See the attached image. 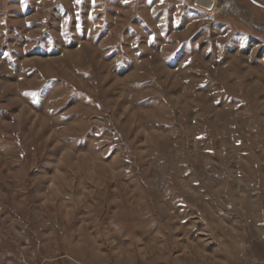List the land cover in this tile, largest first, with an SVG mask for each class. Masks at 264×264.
<instances>
[{
    "label": "rangeland",
    "instance_id": "obj_1",
    "mask_svg": "<svg viewBox=\"0 0 264 264\" xmlns=\"http://www.w3.org/2000/svg\"><path fill=\"white\" fill-rule=\"evenodd\" d=\"M0 264H264V0H0Z\"/></svg>",
    "mask_w": 264,
    "mask_h": 264
},
{
    "label": "bare ground",
    "instance_id": "obj_2",
    "mask_svg": "<svg viewBox=\"0 0 264 264\" xmlns=\"http://www.w3.org/2000/svg\"><path fill=\"white\" fill-rule=\"evenodd\" d=\"M208 1V0H207ZM204 4V3H203ZM202 6V5H201ZM205 8L207 9H211L212 5L210 4V2H207V5H205ZM214 8V7H213ZM212 10V9H211ZM214 10V9H213Z\"/></svg>",
    "mask_w": 264,
    "mask_h": 264
},
{
    "label": "snow or ice",
    "instance_id": "obj_3",
    "mask_svg": "<svg viewBox=\"0 0 264 264\" xmlns=\"http://www.w3.org/2000/svg\"><path fill=\"white\" fill-rule=\"evenodd\" d=\"M77 2H79V0H77Z\"/></svg>",
    "mask_w": 264,
    "mask_h": 264
}]
</instances>
